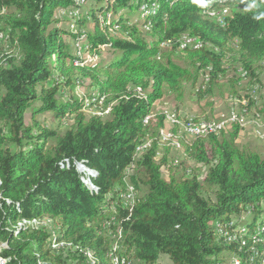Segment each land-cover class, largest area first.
Returning a JSON list of instances; mask_svg holds the SVG:
<instances>
[{"label": "trees", "instance_id": "trees-1", "mask_svg": "<svg viewBox=\"0 0 264 264\" xmlns=\"http://www.w3.org/2000/svg\"><path fill=\"white\" fill-rule=\"evenodd\" d=\"M86 1L91 5L79 12L76 31L70 32L48 26L53 10L71 8L72 0H0V15L7 10L2 24L17 54L7 59L0 53V243L5 244L0 255L5 264H65L71 255L83 263L86 246L93 257L99 255L95 264H107L102 240L111 238L123 247L120 254L126 247L135 264H159L161 256L169 264H231L233 256H240V264H257L246 259L248 249L240 239L225 237L240 227L248 233L264 227V155L236 146L241 128L232 122L227 135L220 130L181 140L185 160L206 168L201 179L186 168L180 178L165 180L161 168L185 167V160L159 154L161 134L171 133L162 130L164 113H153L145 123L143 118L164 91L180 98L184 83L203 98L231 69L229 97L239 94L240 76L259 81L264 0ZM151 2L157 8L148 12L151 25L144 31L142 19L130 21L129 14ZM225 8L221 21L206 14ZM108 12L111 19L102 20ZM87 21L93 30H80ZM82 33L94 56L98 45L107 47L106 62L90 65L80 59L82 65H74L77 57L64 37L76 41ZM186 33L204 45L182 50L173 45L164 53V41ZM236 70L245 74L237 77ZM85 80L90 90L79 96L75 91ZM246 97L239 111L264 113V106L258 109L255 99ZM34 102L38 105L32 107ZM28 109L30 124L25 123ZM44 112L73 122L58 132L35 119ZM128 185L136 190L135 202L120 205Z\"/></svg>", "mask_w": 264, "mask_h": 264}, {"label": "rangeland", "instance_id": "rangeland-1", "mask_svg": "<svg viewBox=\"0 0 264 264\" xmlns=\"http://www.w3.org/2000/svg\"><path fill=\"white\" fill-rule=\"evenodd\" d=\"M91 5V1H88L85 6L80 10V11H86L87 7ZM236 10H241L239 7H235ZM125 9H118V12L122 13ZM9 11V10H8ZM216 15L213 16L217 18V20H221V17L228 12V9H214L213 10ZM7 12L5 9L4 12L0 15V30L5 33V36L1 38L0 40V53H2V56H6L7 59L11 57L17 56L16 51L13 47L10 45V30L9 28L4 27L2 24V18L4 14ZM10 13L17 14L14 9H10ZM111 14L110 12L105 13L101 16V18L106 17L107 19H111ZM138 17V12L133 11L131 14H129V19L130 21H135ZM52 18L54 21L49 24L48 29L52 27H60L64 30L68 31H76L77 25L75 24V20L79 19V14L75 17L70 15V12H66V9H61V8H55L52 13ZM139 18V17H138ZM4 21V20H3ZM80 30H93V25L92 22L87 21L85 24L81 27L79 26ZM147 39L148 35L144 34ZM64 40L66 43H68L71 47V51L74 53L76 50L77 53V48L80 45L81 50L84 49L82 45L84 44L83 40L79 43L75 41L74 39L69 38L67 35L64 37ZM5 41V42H4ZM78 43V46L76 45ZM170 48V47H169ZM164 53H168V48H163ZM79 51V48H78ZM102 57H98V54L94 56V53L89 51L87 49L86 52L80 51L81 56L84 57V61L90 65H94L97 62H99L102 59V62H106V60L111 56V52L108 51L107 47H103L102 49ZM85 55H84V54ZM6 58H3L1 61L4 62ZM159 58V56L157 57ZM174 61L180 65H183V61L179 60L178 58H174ZM6 62V61H5ZM4 62V64H5ZM264 66V63H261ZM6 66V64H5ZM234 70L231 69L229 71V74ZM239 73L241 74V71L236 70L235 74L237 77H239ZM228 74V76H229ZM203 76V75H202ZM227 77H223L219 79V81L212 86V92L204 96L203 98L199 97L195 93V87L191 85V83H184L183 84V91H182V96L180 98H176L172 93L164 91L162 97L155 101L152 105L151 108V113L156 114L159 112L164 113V115H170L174 116L175 118L179 119V114L176 112H179L181 115L186 116V119H179L182 121H187V120H197L195 122H209V121H215V122H222L226 119L229 118V116L232 114L233 111L237 110L239 111L240 106L246 101V95L248 97L255 99V106L258 107V109H261L264 106V69L259 75V81H256L254 84L250 81L249 77L247 76H240L239 77V91L238 95L234 96H228L227 93L230 89L229 85V80ZM204 78V77H203ZM202 77L197 83V86H199L200 81L202 82ZM88 81L85 80L80 86L76 89L75 93L78 94L79 96L84 94L86 91L90 90V87H88ZM201 84V83H200ZM204 85V84H203ZM202 85V88L204 87ZM196 86V87H197ZM40 86H38V89ZM92 93V92H91ZM92 100L95 102L97 101L96 97H94ZM263 104V105H262ZM38 103L34 102L32 103V107L37 106ZM176 112H175V111ZM256 110V109H255ZM258 112V111H257ZM255 111L252 112H247L245 114V118L247 120H250L252 118H256L258 116V113ZM261 113V112H260ZM263 114V115H262ZM86 117L89 116L88 112L84 113ZM108 115L105 114L103 118L107 117ZM197 117L198 119H195ZM261 119H259V125H251V124H246L244 127H240L238 135L235 138V144L241 149L245 150H250L253 152H257L261 155H264V125L263 119H264V113H261L259 116ZM35 119L40 122L42 125L49 127V128H56L58 132H63L67 127H69L72 124V119L69 117H64L59 120H54L49 112H44L41 114H38L35 116ZM32 122L31 119V109H28L25 112V123L30 124ZM232 125L230 122H227L221 132H225L224 134L227 135L228 130L232 129ZM163 131H169L173 134L172 137H170V140H167L168 137L166 138V142L169 144L165 143L164 137H161V140H159V154L163 153L164 155L167 156L168 160L170 158H178V160H185V153L182 148V142L181 140L185 139L187 141H191L192 138H190L187 134H183V132L179 128L173 126L168 120L164 122V128L162 129ZM220 132V131H219ZM218 132V133H219ZM220 132V133H221ZM168 133V132H167ZM170 148V149H169ZM168 149V150H167ZM167 150V151H166ZM166 151V152H165ZM139 152V149L137 148L136 154ZM140 153H138L137 156H139ZM183 158V159H182ZM185 167H178L174 165H168V166H163L161 168V176L165 180H167L170 176H173L174 178H180L182 175H184L185 169L186 168H191L199 175V179H201L206 171V168L202 165L197 164L192 158H189L185 160ZM82 163L79 162L77 163V168L79 167L78 170H82ZM89 168V167H88ZM83 173V172H82ZM85 175V173H84ZM106 206V204L104 205ZM103 206V207H104ZM243 218H249L247 213L242 214ZM261 217H258V220H260ZM98 223H99V217H97ZM49 223V222H48ZM97 223V224H98ZM260 227L259 225L255 226L254 229H257ZM112 239V238H111ZM111 239H106L102 240L104 242L105 247L107 245L111 244L113 245L115 242L119 245V240L116 238L112 243L109 242ZM0 243V248H4L5 244ZM3 246V247H2ZM121 247V246H120ZM123 248V247H121ZM126 252V247L124 248ZM84 250L86 251L85 255L87 257V262L90 263L91 261H95L96 258L92 257V252L95 253L94 251H90L89 247H85ZM108 251V249H107ZM124 252L122 254H124ZM106 256V255H105ZM96 257L98 258L99 255L96 254ZM95 259V260H92ZM90 261V262H89ZM86 262V260H83V263ZM131 264H135L134 261L130 259ZM159 264H169L170 261L166 256H161L158 261ZM66 264H81L78 262V260L73 258V255L67 260Z\"/></svg>", "mask_w": 264, "mask_h": 264}, {"label": "bare ground", "instance_id": "bare-ground-1", "mask_svg": "<svg viewBox=\"0 0 264 264\" xmlns=\"http://www.w3.org/2000/svg\"><path fill=\"white\" fill-rule=\"evenodd\" d=\"M87 3L86 0H74V9L73 10H70V8H68L66 10V12H70V15H72L73 17L77 16L80 12V9L82 7L85 6V4ZM156 7V4L154 2H151V3H148V4H141L139 9H138V17L139 19L141 20L140 22L143 23V27L142 29L145 31L147 30L150 25H151V22L150 21H147L145 18L148 14V12H151V11H154ZM150 14V13H149ZM206 14L209 15V16H215L216 13L212 10H207L206 11ZM106 17H103L101 18L102 20L105 19ZM217 19V18H216ZM222 19V18H221ZM218 21H221V20H218ZM0 36L1 38L5 36V33L3 32H0ZM187 36V33L186 34H182L180 35L178 38H176L175 40H171V39H168L166 41H164L162 44H161V48H169L173 45H176V47L178 49H184V48H195V49H198V48H201L203 45H204V42H202L201 40H199L198 38L196 37H193V39L195 40V42H189L188 44V41L186 40H178V39H182V38H186ZM83 40L84 44L82 45V47H84V51L87 49V45H86V41H85V35L82 33L81 35V41ZM78 43L80 41V38L78 40H76ZM5 42V41H4ZM78 43L76 44L78 46ZM78 48H79V51H78ZM77 48V53H76V50L74 52V54L76 55L77 59L74 61V65H82L80 59L82 60V56L80 53V51L82 52L83 50L80 49V45L78 46ZM190 49V48H189ZM84 54V53H83ZM85 55V54H84ZM93 65V64H92ZM242 74L241 75H244L245 73L241 72ZM205 81L208 80L207 78V75L204 76L203 78ZM205 83V82H204ZM207 83V82H206ZM201 85V84H200ZM105 98V95L103 94L102 96H100V99L98 102H102L103 99ZM93 105L91 106L94 110L95 108H99L98 107V104L93 100ZM99 103V105H100ZM90 110V109H89ZM153 114L150 112L148 114H146L143 118V122H147L150 117L152 116ZM165 118L166 120H168L171 124L173 125H176L179 127V131L181 130L183 132V134H187L190 138L192 137H196L198 135H205V134H210V133H217L219 132L220 130L223 129L224 125L227 123V122H236L240 127H244L246 126V124H251V125H255V124H258L259 125V122L257 121V118H252L250 120H247L245 118V114L241 111H233L232 114L229 116L228 119L222 121V122H215V121H209L210 124L207 125V123L209 122H193L192 120H187V121H182V120H179L177 118H175L174 116H170V115H165ZM259 119H261L259 117ZM262 125H264V119H263V123ZM200 130H203L201 131L200 133H194L192 134V131H200ZM166 134V138L168 137L167 140H170L173 136L172 133H166V132H163L161 134V137H164ZM191 134V135H190ZM161 140V138H160ZM85 183L88 185V183L85 181ZM126 191H127V188H126ZM133 201H126V205H130L132 204ZM108 221V220H107ZM106 221V222H107ZM223 222V221H222ZM235 222V221H234ZM236 223V222H235ZM229 225H232V223H229ZM234 225V224H233ZM228 226V225H226ZM105 227V226H104ZM231 227V226H230ZM218 229V232L222 235H225V232H223V228L222 226L218 225L217 227ZM237 233H232V234H229L227 235L225 238L226 240H234L236 238L240 239V244L244 245L247 247V251L249 253V256H247L248 258V261L249 262H253V261H256L257 264H264V227L263 226H260L258 227L257 229H253V232H250L248 233V230L247 228L245 227H240L239 229H237ZM236 232V231H235ZM247 237L246 239H243V237ZM118 237V235H117ZM122 241V240H121ZM236 242V240H235ZM238 242V241H237ZM236 242V243H237ZM239 243V242H238ZM4 246V244H3ZM2 246V247H3ZM114 246H117L116 244ZM244 246H242V248H244ZM238 247V246H237ZM241 248V247H240ZM57 249V247H56ZM246 249V248H245ZM123 251V250H122ZM244 251V250H243ZM93 253V252H92ZM109 253V252H108ZM125 254V253H124ZM243 254H245L243 252ZM95 255V254H94ZM233 256V255H232ZM255 256H258V259H254ZM93 257V255H92ZM96 257V256H95ZM93 257V258H95ZM109 257V256H107ZM106 257V258H107ZM240 257V256H239ZM238 256H233L231 258V264H240V259ZM244 257V256H243ZM92 260H95L93 259ZM105 258V257H104ZM121 258V257H120ZM118 258V256L115 255V261H114V264H129L127 260H124L123 258ZM98 259V258H97ZM110 259V258H109ZM85 260H87V257L85 255ZM99 261V259H98ZM83 262V261H82ZM90 262V261H89ZM96 260L95 261H91L90 263H86V264H95ZM6 261L5 259L0 255V264H5ZM82 264V263H81ZM100 264V263H99ZM103 264V263H102ZM107 264H111L110 260L108 261ZM131 264V262H130Z\"/></svg>", "mask_w": 264, "mask_h": 264}, {"label": "built area", "instance_id": "built-area-1", "mask_svg": "<svg viewBox=\"0 0 264 264\" xmlns=\"http://www.w3.org/2000/svg\"><path fill=\"white\" fill-rule=\"evenodd\" d=\"M73 9H74V0H72V7L70 8V10H73ZM136 20H138V17H137ZM223 22H225V20ZM0 40H1V36H0ZM178 40H186V41H188V44H189V42H195V40L193 39V36L192 35H189L186 38H182V39H178ZM80 42H81V36H80ZM80 48H81V46H80ZM102 49H103V45H98L97 46L98 57H102L101 56L102 53H103L102 52ZM84 57L85 56H83L82 59H84ZM176 113L179 114V119H186V116L181 115L179 112H176ZM259 116H260V112L258 111V118H257V121L258 122H259ZM208 124H210V122L207 123V125ZM201 131H203V130H200V131H192V134H194V133H200ZM164 140H165V143L168 144L166 142V134L164 136ZM168 147H169V144H168ZM157 156H159V155H157ZM136 195H137L136 194V190L133 188V186L128 185L127 186V191H124L121 194V202H120V205H126V201H133V202H135ZM107 202H108V205H111V196L108 198ZM103 211H105V206H104V210H102L100 212V214L103 213ZM103 231H105L104 230V226H102V232ZM107 249H108V252H109V258H110L111 264H114L115 255H122L123 259L124 260H128V263L130 264V258H129V256L126 255V254H120V243H119V246H112L111 244H109V245H107ZM86 263H87V260H86ZM86 263H82V264H86ZM65 264H66V259H65Z\"/></svg>", "mask_w": 264, "mask_h": 264}]
</instances>
